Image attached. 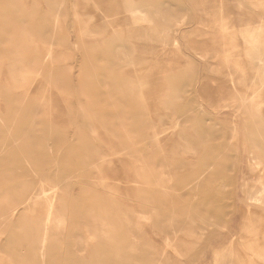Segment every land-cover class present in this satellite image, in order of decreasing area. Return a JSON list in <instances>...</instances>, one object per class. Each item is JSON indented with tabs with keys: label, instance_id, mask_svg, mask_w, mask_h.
I'll list each match as a JSON object with an SVG mask.
<instances>
[{
	"label": "rangeland",
	"instance_id": "1",
	"mask_svg": "<svg viewBox=\"0 0 264 264\" xmlns=\"http://www.w3.org/2000/svg\"><path fill=\"white\" fill-rule=\"evenodd\" d=\"M0 264H264V0H0Z\"/></svg>",
	"mask_w": 264,
	"mask_h": 264
},
{
	"label": "bare ground",
	"instance_id": "2",
	"mask_svg": "<svg viewBox=\"0 0 264 264\" xmlns=\"http://www.w3.org/2000/svg\"><path fill=\"white\" fill-rule=\"evenodd\" d=\"M256 90V89H255ZM255 90H254V92H255ZM253 93V92H252ZM254 95V93L253 94H250L249 96H253ZM52 197H53V195H52ZM54 208V207H53ZM249 216V215H248ZM49 218V217H48ZM249 218V217H248ZM47 227V226H46ZM46 236V235H45ZM45 241V239L43 238V240H41V242H44ZM255 250V249H254ZM254 250H252L253 252H254ZM164 252V251H163ZM256 253V252H255ZM258 254V253H257ZM256 254V255H257ZM252 256H253V254H252ZM249 257V256H248Z\"/></svg>",
	"mask_w": 264,
	"mask_h": 264
}]
</instances>
